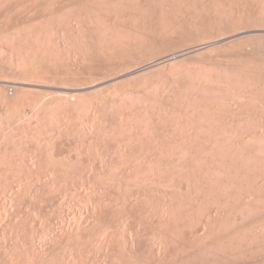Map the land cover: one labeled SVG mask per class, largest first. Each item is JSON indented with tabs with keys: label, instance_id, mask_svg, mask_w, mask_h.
<instances>
[{
	"label": "rangeland",
	"instance_id": "1",
	"mask_svg": "<svg viewBox=\"0 0 264 264\" xmlns=\"http://www.w3.org/2000/svg\"><path fill=\"white\" fill-rule=\"evenodd\" d=\"M0 264H264V0H0Z\"/></svg>",
	"mask_w": 264,
	"mask_h": 264
},
{
	"label": "bare ground",
	"instance_id": "2",
	"mask_svg": "<svg viewBox=\"0 0 264 264\" xmlns=\"http://www.w3.org/2000/svg\"><path fill=\"white\" fill-rule=\"evenodd\" d=\"M187 53H188V52H187ZM187 53H186V54H187ZM175 55H176V54H175ZM180 56H181V54H180ZM182 56H183V55H182ZM172 57H173V56H172ZM172 57H171V58H172ZM174 57H175V56H174ZM170 60H172V59H170ZM167 61H168V60H167Z\"/></svg>",
	"mask_w": 264,
	"mask_h": 264
},
{
	"label": "built area",
	"instance_id": "3",
	"mask_svg": "<svg viewBox=\"0 0 264 264\" xmlns=\"http://www.w3.org/2000/svg\"><path fill=\"white\" fill-rule=\"evenodd\" d=\"M11 92H12V90H11Z\"/></svg>",
	"mask_w": 264,
	"mask_h": 264
}]
</instances>
